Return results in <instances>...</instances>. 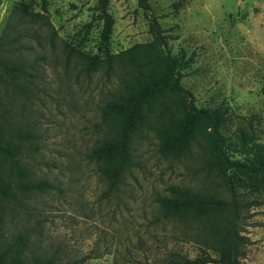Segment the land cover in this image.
<instances>
[{"label":"rangeland","instance_id":"obj_1","mask_svg":"<svg viewBox=\"0 0 264 264\" xmlns=\"http://www.w3.org/2000/svg\"><path fill=\"white\" fill-rule=\"evenodd\" d=\"M143 9L136 0H109L114 17L108 49L113 52L151 37L152 15L167 34L175 55H193L184 68L183 83L193 91L199 106L218 103L229 146L264 144V0H149ZM97 0H0V35L13 59L25 64L19 78L30 80L29 99L0 84V110L27 118L40 134L39 149L21 143L17 157L30 179L47 178L59 190L25 193L14 184L16 198L5 200V237L27 232L36 252L59 247L71 258L97 255L76 264H113L164 259L177 251L194 257L199 244L182 234L180 225L151 224L156 196L173 185L218 190V179L203 169L199 147L180 156L162 155L154 129L146 128L135 140L136 166L125 174L113 195L101 196L105 183L86 153L103 134L99 107L117 82L101 71L85 74L65 60L64 41L89 54L98 51L102 19ZM22 10L46 14L53 27L41 19L29 21ZM0 74L8 79L0 68ZM18 78V79H19ZM27 95V93H26ZM24 118V119H25ZM241 138V139H239ZM198 146V145H194ZM243 157L241 150H232ZM42 218L38 223L37 219ZM246 264H264V205L244 211ZM31 249H25L24 256ZM220 264V263H208Z\"/></svg>","mask_w":264,"mask_h":264},{"label":"trees","instance_id":"obj_2","mask_svg":"<svg viewBox=\"0 0 264 264\" xmlns=\"http://www.w3.org/2000/svg\"><path fill=\"white\" fill-rule=\"evenodd\" d=\"M143 9L150 8L149 0H136ZM46 0L42 7L46 9ZM109 0H97V16L102 19L98 51L92 54L64 41L65 60L85 74L101 71L106 79L117 74V82L107 92V99L99 107L103 130L95 144L86 153L94 162L105 187L101 196L109 197L119 190L125 174L136 166L137 137L146 128L154 129L158 149L162 155L180 157L199 147L203 169L218 179L214 192L194 189L192 186L173 185L166 195L155 197V217L151 224L170 223L181 226L182 234L199 244V254L173 251L164 259L140 258L132 262L118 256L113 264H246V236L242 233L244 211L252 206L264 205V144L229 146L224 133L222 103L210 107L199 106L193 91L183 81L184 68L193 55H175L167 45V34L156 16L149 21L151 37L129 44L116 51L108 49L114 17L108 10ZM29 21L53 27L46 14L22 10ZM0 35V84L29 99L30 80L19 78L25 64L13 59L6 48L12 40ZM19 78V79H18ZM1 89V88H0ZM27 93V95H26ZM2 102L0 100V109ZM9 116L0 110V264H76L97 255L85 254L71 258L61 253L59 247L49 253H39L31 245L27 232H17L4 243L7 198H16L15 184L23 194L59 190L50 179H30L27 169L17 154L21 143L34 151L40 147L36 133L27 118ZM241 139V138H239ZM198 145V146H194ZM232 150H241L243 157H234ZM42 218H38L39 223ZM30 254L24 256L25 249Z\"/></svg>","mask_w":264,"mask_h":264}]
</instances>
